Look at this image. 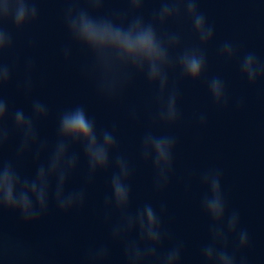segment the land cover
Here are the masks:
<instances>
[{
  "label": "water",
  "instance_id": "1",
  "mask_svg": "<svg viewBox=\"0 0 264 264\" xmlns=\"http://www.w3.org/2000/svg\"><path fill=\"white\" fill-rule=\"evenodd\" d=\"M32 2L38 10L36 22L22 30L10 23L5 25L13 48L0 56V63L9 67L12 77L0 89V96L8 101L10 110L23 108L30 113L33 99L46 103L50 118L39 127L42 139L50 141L55 138L57 114L77 104L87 107L99 127L110 131L115 127L119 154L133 169V209L147 202L159 212L160 204L165 205L162 221L172 239L165 242L164 250L183 242L182 264H207L202 248L212 243V222L201 207L206 189L199 177L209 169L221 170L229 211L239 212L241 227L250 239L248 249L238 250L236 237H229L228 251L235 253L238 264L241 257L246 264H264V80L251 85L239 69L240 60L249 52L264 62V4L260 0H199V11L215 29V39L202 46L208 70L200 82L184 79L179 72L172 76L180 93L182 120L168 128L153 123L158 111L153 100L157 90L143 77H134L116 103L99 97L93 80L84 71L91 65V56L72 41L64 23L65 0ZM159 4L160 0H145L143 15L150 18ZM128 11V0H106L101 14ZM166 30L179 32L184 46L199 43L187 20L169 22ZM224 42L237 49L236 58L221 56ZM65 48L71 49L70 59H65ZM29 62L34 65L31 73ZM29 76L33 84L30 96L21 90ZM213 77L225 82L227 108H217L210 96L207 81ZM201 115L207 120L204 126L200 124ZM147 131L176 137L174 174L163 192L155 190L154 169L140 154ZM17 144L18 138L13 135L0 158L11 159ZM32 167L30 160L21 165L25 173ZM87 175V163L82 158L70 185L86 188L82 209L64 214L53 203L48 215L32 225L0 210V257H6L0 258V264H87L89 250L100 246L109 250L108 264H126L123 248L111 240V225L105 222L110 173H98L91 185L86 184ZM112 217L115 221L114 213ZM21 251L26 258H21Z\"/></svg>",
  "mask_w": 264,
  "mask_h": 264
},
{
  "label": "clouds",
  "instance_id": "2",
  "mask_svg": "<svg viewBox=\"0 0 264 264\" xmlns=\"http://www.w3.org/2000/svg\"><path fill=\"white\" fill-rule=\"evenodd\" d=\"M65 0L64 23L72 41L91 56V65L85 68L96 93L102 99L116 103L133 83L134 77H143L156 89L153 97L158 111L153 123L175 127L182 120L178 107L180 93L172 76L177 72L193 82L205 80L208 60L202 46L215 39V29L199 11V0H160L158 10L150 18L143 15L145 0H128V12L101 14L106 0ZM264 4V0H260ZM38 10L32 0H0V56L13 48L11 35L5 28L12 24L17 30L36 22ZM189 21L198 44L184 46L179 32L167 31L169 22ZM222 57L232 60L237 49L224 42ZM70 59L71 49H64ZM34 69L29 62L28 71ZM239 69L249 84L264 80V62L255 53L243 55ZM12 73L0 63V89L11 82ZM207 87L217 108L229 105L228 90L219 77L207 81ZM29 76L21 90L32 93ZM132 118H136L135 112ZM50 110L39 99L31 101L30 113L23 108L10 110L8 101L0 96V153L13 135L18 144L11 159L0 158V210L16 214L27 225L37 224L49 213L50 206L64 214L82 209L86 203L85 187H70L81 167L87 163L86 184L91 185L98 173H110V190L105 198V222L111 225V240L123 248L126 264H182L183 242H176L164 250L172 239L162 216L152 203L133 209L131 180L133 169L129 161L119 154L113 130L99 127L94 116L82 104L66 108L56 116L54 140L42 139L39 125L48 121ZM201 115L200 124L206 125ZM176 137L170 134H153L147 131L141 141L140 154L154 169V188L165 191L174 174ZM30 160L33 167L25 173L21 165ZM206 192L201 207L211 220L212 243L202 248L207 264H238L235 253L228 251L229 237H236L238 250L248 249L249 234L241 227L240 214L229 211L228 200L222 188V172L209 169L199 177ZM116 219L113 221L112 214ZM21 258H26L21 251ZM6 258V257H0ZM109 250L100 246L89 250L87 264H108ZM239 264H246L241 257Z\"/></svg>",
  "mask_w": 264,
  "mask_h": 264
}]
</instances>
